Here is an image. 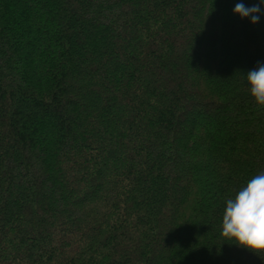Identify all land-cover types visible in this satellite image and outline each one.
Listing matches in <instances>:
<instances>
[{
    "label": "trees",
    "instance_id": "1",
    "mask_svg": "<svg viewBox=\"0 0 264 264\" xmlns=\"http://www.w3.org/2000/svg\"><path fill=\"white\" fill-rule=\"evenodd\" d=\"M236 2L0 0V264H264L221 235L264 172Z\"/></svg>",
    "mask_w": 264,
    "mask_h": 264
},
{
    "label": "clouds",
    "instance_id": "2",
    "mask_svg": "<svg viewBox=\"0 0 264 264\" xmlns=\"http://www.w3.org/2000/svg\"><path fill=\"white\" fill-rule=\"evenodd\" d=\"M233 13L255 24L264 18V0H255L252 4L237 0ZM246 81L254 102L264 106V62L247 71ZM221 235L246 250L264 253V172L252 176L226 201Z\"/></svg>",
    "mask_w": 264,
    "mask_h": 264
}]
</instances>
